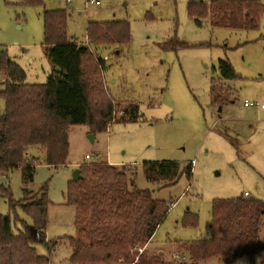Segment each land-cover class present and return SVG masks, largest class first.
Wrapping results in <instances>:
<instances>
[{
    "label": "rangeland",
    "instance_id": "obj_1",
    "mask_svg": "<svg viewBox=\"0 0 264 264\" xmlns=\"http://www.w3.org/2000/svg\"><path fill=\"white\" fill-rule=\"evenodd\" d=\"M208 1L33 0L25 4L0 0V66L2 55L9 58L32 85L45 84L51 73L43 46L45 10L66 11L68 36L88 47L89 24L125 21L130 25L128 45L95 49L105 70H96L99 55L92 46L94 58L86 62L88 69L92 65L97 71L105 98L112 102V124L101 133H91L88 125L72 126L66 165L49 167L41 157L35 165L30 189L38 191L48 184L52 203L47 241L38 243L36 250L50 264H67L71 257L68 238L77 235L76 209L67 205V196L74 172L85 165L131 166L137 170L136 187L168 204L153 242L137 246L146 247L149 258L159 255L171 261L174 255L184 260L177 252L187 255L188 243L208 237L215 200L248 192L249 199L264 202V17L257 30L217 28L208 19L199 24L190 18L189 3ZM255 1L264 5V0ZM220 61L232 65L234 80L223 78ZM5 80L0 69V117L6 108L1 94ZM212 86L223 103L212 101ZM246 101L259 106L245 107ZM130 105L138 107V117L121 121ZM164 162L191 166V177L182 173L173 184L149 183L144 164ZM3 190L16 201L23 198L21 169L0 173V214L7 216L10 206ZM187 214L198 217L196 227L183 225ZM17 215L32 225L23 210L17 209ZM260 242L263 249L253 259L241 257L232 264H264V215ZM136 253H131L133 262ZM205 264L224 261L213 258Z\"/></svg>",
    "mask_w": 264,
    "mask_h": 264
},
{
    "label": "trees",
    "instance_id": "obj_2",
    "mask_svg": "<svg viewBox=\"0 0 264 264\" xmlns=\"http://www.w3.org/2000/svg\"><path fill=\"white\" fill-rule=\"evenodd\" d=\"M21 1L26 4L33 0ZM187 10L199 24L208 19L212 27L235 30H257L264 17V5L255 0L192 2ZM68 16L64 10L44 11L43 46L51 65L45 84H27L24 70L9 58H1L0 69L6 78L1 94L6 108L0 117V173L22 170L23 198L16 201L3 190L10 215L0 214V264H50L36 250L38 243L47 241L52 203L48 184L38 191L30 189L35 165L40 157L49 167L66 165L72 126L88 125L91 133H101L112 124L114 107L105 98L96 71L105 70V63L95 49L128 45L130 25L125 21L89 24L88 47L68 36ZM91 46L99 55L96 70L86 64L94 58ZM219 71L227 81L237 77L227 61H220ZM211 96L214 103L224 101L218 97L216 86H212ZM123 113L121 121L135 120L138 107L130 105ZM143 168L151 184H173L182 173L190 178L193 172L191 166L181 168L177 162L146 163ZM79 170L83 179L71 181L67 196V205L76 209L77 229V236L68 238L72 254L67 264H205L213 258L232 264L241 257L253 259L263 249L264 202L244 195L213 202L208 237L188 243L187 255L177 252L184 260L174 255L171 261L159 255L149 258L146 247L137 246L152 243L170 209L168 204L155 200L151 191L136 187L137 170L131 166L97 163ZM17 209L32 219V225L19 218ZM183 225L196 227L198 217L187 214ZM130 252H137L134 262Z\"/></svg>",
    "mask_w": 264,
    "mask_h": 264
},
{
    "label": "water",
    "instance_id": "obj_3",
    "mask_svg": "<svg viewBox=\"0 0 264 264\" xmlns=\"http://www.w3.org/2000/svg\"><path fill=\"white\" fill-rule=\"evenodd\" d=\"M91 137V139L93 140V136L91 135L90 136ZM81 179H83V177L81 176V171L79 170V169H77L75 172H74V174H73V180L74 181H78V180H81Z\"/></svg>",
    "mask_w": 264,
    "mask_h": 264
},
{
    "label": "built area",
    "instance_id": "obj_4",
    "mask_svg": "<svg viewBox=\"0 0 264 264\" xmlns=\"http://www.w3.org/2000/svg\"><path fill=\"white\" fill-rule=\"evenodd\" d=\"M91 3H93V2H91ZM96 4L98 5L99 4V2L97 1L96 2ZM244 105H245V107H250V106H259V105H255V104H253V103H250L249 101H246L245 103H244ZM263 107V106H262ZM87 159H89L90 157L89 156H87L86 157ZM249 194L248 193H245V196H248Z\"/></svg>",
    "mask_w": 264,
    "mask_h": 264
},
{
    "label": "bare ground",
    "instance_id": "obj_5",
    "mask_svg": "<svg viewBox=\"0 0 264 264\" xmlns=\"http://www.w3.org/2000/svg\"><path fill=\"white\" fill-rule=\"evenodd\" d=\"M87 159V158H86ZM90 159V158H89ZM245 193H248V192H245ZM245 193H244V195H245ZM249 194V193H248ZM250 196V194L248 195V196H246V197H249Z\"/></svg>",
    "mask_w": 264,
    "mask_h": 264
},
{
    "label": "crops",
    "instance_id": "obj_6",
    "mask_svg": "<svg viewBox=\"0 0 264 264\" xmlns=\"http://www.w3.org/2000/svg\"><path fill=\"white\" fill-rule=\"evenodd\" d=\"M87 156V155H86ZM108 164H110L109 162H108ZM118 164V163H117ZM111 165V164H110ZM116 166V165H115ZM118 166V165H117ZM75 212V211H74ZM156 234V233H155ZM77 236V235H76ZM152 242H153V240H152Z\"/></svg>",
    "mask_w": 264,
    "mask_h": 264
}]
</instances>
